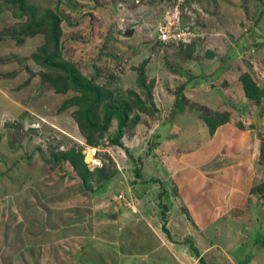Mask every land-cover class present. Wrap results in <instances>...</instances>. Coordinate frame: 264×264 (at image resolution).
Masks as SVG:
<instances>
[{
	"label": "rangeland",
	"instance_id": "1",
	"mask_svg": "<svg viewBox=\"0 0 264 264\" xmlns=\"http://www.w3.org/2000/svg\"><path fill=\"white\" fill-rule=\"evenodd\" d=\"M29 1L41 12L60 3L66 17L67 56L88 77L98 69L103 77L112 75L113 86L123 92L136 88L132 68L150 59L147 74L156 80L159 118L156 124H140L137 135L124 139L134 159L110 144L93 150L73 118L76 108L58 112L74 93L56 94L41 82L40 68L26 61L44 43V36L22 45L0 41V264H15L19 253L34 252L44 264L66 259L78 264L84 256L75 255L77 241H57V237L89 232L99 220L131 216L127 209L133 210L136 203L158 229L166 215L170 230L172 245H167L166 236L155 228L161 239L147 253L150 264L158 260L170 264L161 249L170 253L172 247L187 263L194 262L189 257L197 252L213 264H264V208L259 200L264 196L259 191L264 183L260 152L264 110L248 105L250 100L246 103L240 79L251 73L264 89V0H203L185 5V23L209 34L188 61L173 46L167 47L164 60L163 46L157 42L156 27L165 14L172 19L169 0ZM17 22L5 11L0 15V32ZM209 51L215 58L207 59ZM20 69L15 77H3ZM184 84L180 95L187 98V107L196 102L229 112L230 122L213 137L203 112L184 110V104L175 106L176 93ZM115 129L116 123L108 134L114 135ZM71 148L82 151L90 170L115 162L121 174L104 190L88 191L90 200L63 201V189L55 184L75 182L60 180L64 172L54 165L52 152ZM69 191L73 193L71 187ZM252 196L259 208L248 210ZM80 219V224H73ZM71 242L72 248L67 249L75 250L74 255L66 253L65 244ZM62 245L66 247L61 249ZM184 250L189 255H182ZM34 254L32 262L38 264ZM96 257V264L103 263L102 255Z\"/></svg>",
	"mask_w": 264,
	"mask_h": 264
},
{
	"label": "trees",
	"instance_id": "2",
	"mask_svg": "<svg viewBox=\"0 0 264 264\" xmlns=\"http://www.w3.org/2000/svg\"><path fill=\"white\" fill-rule=\"evenodd\" d=\"M52 1V0H51ZM97 2V0H91ZM196 1L201 3L203 0H185L181 7L180 17V31H188L195 34V37L190 39H182L179 43L175 42H162L158 40L157 27L156 38L159 45H162L164 58L167 52V47H174L175 49L183 52L184 61L192 59L201 45L204 43L207 32L202 31L201 28L197 29L189 22L185 23V5L192 7ZM177 3V0H169L167 3L168 12ZM60 3L56 2V6L47 8L41 12L39 7L29 0H0V15L5 11H10L13 18L18 22L8 28L3 29L0 32V41L14 40L17 45H22L27 40L34 38L38 35L44 36V43L39 46L26 61H32L34 66L40 68V77L43 84H48L56 94H68L74 93L75 96L66 100L60 107L58 112L61 114L70 108L75 107L73 112V118L77 122L80 131L83 133L86 144L93 150L99 149L101 146L110 144L112 146H119L124 149L127 156L131 159L134 157L131 155L133 149L128 148L124 143L126 137H134L139 125L144 124H156L158 116V108L156 107L154 94H155V79H149L147 74V66L150 59L144 60L139 66L133 67L132 70L136 73V88H128L121 92L113 86V76H102V72L96 69L95 74L92 77L86 76L82 69L71 60L66 53L67 40L65 39L64 23L66 17L61 11ZM168 14V13H167ZM167 14L162 18L161 22H165ZM89 22H92L93 16L88 14ZM24 20L23 22H20ZM202 31V32H201ZM177 45V46H176ZM165 46V47H164ZM209 58H215L212 54L213 51H209ZM212 52V53H211ZM186 55V56H185ZM180 58V54H178ZM167 58V57H166ZM166 58L164 60H166ZM18 61L19 58L14 56V59ZM11 60V59H9ZM12 60V61H13ZM212 60V59H211ZM3 61V60H2ZM20 61V60H19ZM167 61V60H166ZM20 70L6 73L3 77L9 79L15 77ZM213 78L209 76V79ZM209 79H207V84ZM242 89L244 91L245 99L250 100L255 109L259 107L261 111L264 110V89L260 86L256 78L251 73L243 74L241 76ZM186 85H182L179 92L176 93L175 106H182V109L197 108L203 112L202 118L207 124L210 135L213 137L218 129L224 127L230 122L229 112H223L222 109L210 108L208 106L194 103L193 105L186 104L187 98H181L180 91L183 90ZM231 101V100H230ZM229 101V102H230ZM186 104V105H185ZM253 108V109H254ZM216 109V110H215ZM155 120V121H154ZM116 123V129L114 135L110 136L108 132ZM143 125V126H144ZM129 132V135H127ZM135 134V135H134ZM109 139V142H106ZM261 159H264V137L261 136ZM54 165L58 166L61 172H64L60 180L71 178L75 183L59 185L55 184V187L65 188L62 192L64 199L69 197L70 194H77L76 197L86 196V199H92L89 192L102 191L106 185L118 174H121L118 166L115 162H110L108 167L102 166L100 168L90 170L89 165L85 162V156L82 151L78 152L75 148L69 150H62L59 152H52ZM110 158V157H109ZM137 178L140 177L138 169L135 172ZM66 177V178H65ZM65 182V181H64ZM78 182V183H77ZM97 182L98 186L95 188L94 183ZM63 183V182H61ZM59 185V186H57ZM65 185L67 187H65ZM70 187L73 193H70ZM81 187V188H80ZM54 188V187H53ZM76 191V192H74ZM260 193H264V183L259 187ZM83 192L88 193L83 194ZM164 193V192H163ZM253 196L255 194H252ZM73 196V197H74ZM250 199H253L254 197ZM264 199V196L260 197ZM254 200V199H253ZM259 201V200H258ZM250 209L255 210L259 208L256 200L250 202ZM162 231L170 239V230L168 228V222L166 215L163 217ZM256 242H260L259 239ZM36 253L37 256V252ZM33 253V254H34ZM12 255V253H10ZM16 254V251L13 252ZM18 262L15 264H33V254L19 253ZM26 254V255H25ZM35 255V254H34ZM26 257L25 260L22 257ZM196 256L199 257L196 252ZM38 264H42L41 257H38ZM35 258L34 261L37 259ZM200 264H213L206 262L202 257L199 260Z\"/></svg>",
	"mask_w": 264,
	"mask_h": 264
},
{
	"label": "crops",
	"instance_id": "3",
	"mask_svg": "<svg viewBox=\"0 0 264 264\" xmlns=\"http://www.w3.org/2000/svg\"><path fill=\"white\" fill-rule=\"evenodd\" d=\"M252 162V161H251ZM65 187H67L65 185ZM62 190V188L60 189ZM66 190L63 188L61 192ZM76 192V191H74ZM74 194H70L67 200L72 198ZM77 194L73 197L76 198ZM262 197V196H260ZM63 199V201L66 200ZM86 199V196H82V199ZM141 200V198L139 197ZM260 204L264 208V199L260 198ZM62 206V205H61ZM139 203L134 206L133 210L127 209L126 213L131 214V216L127 215L123 218L121 217H116V218H110V219H103L96 221V224L94 225V228L90 230L89 232H78L76 234H70V232L67 235H62L60 237H57V241H64L69 238V241H77L76 246V254L74 253L75 250L69 251L67 248L70 247L72 248V242L68 246V243L65 244L66 246L62 245L61 249L66 247V253L69 255H78L77 252H80V255L84 256L83 258H80L78 264H88L86 260H93L92 264L98 263L96 254L102 255V261L103 263L100 262V264H134L135 260H139L140 262L142 261V264H150L149 262L152 260L148 261L147 253L152 252L154 244H156V240L160 238L158 232L156 231L155 228L158 229V227L155 226V224L152 223L148 215H146L145 211L138 210ZM63 207V206H62ZM72 207V206H71ZM136 208V210H135ZM133 211V212H131ZM91 219H89V224L93 225ZM88 220V219H86ZM85 220V221H86ZM83 221L80 219V221H75L73 223L74 225L80 224V222ZM88 222V221H87ZM72 224L70 220V225ZM96 226V227H95ZM160 228L158 230L162 231V223L160 224ZM60 229V228H59ZM164 234V233H163ZM165 235V234H164ZM166 236V235H165ZM82 239V240H81ZM166 241L165 243L171 244L169 237L166 236L164 238ZM165 244V245H166ZM172 245V244H171ZM136 246H139L140 249H136ZM69 248V249H70ZM148 251H146L145 249ZM95 253H91L92 251L97 250ZM209 251L208 249H205L203 252L205 254ZM61 253L62 252L61 250ZM91 253V257L88 259L85 258V255H88ZM161 253L165 254L166 256H169L170 264H200L199 260L200 258L203 257V253L200 254L199 257H194L193 255L189 257L190 261H194L193 263H187L183 261L179 256L177 249L174 250L172 247L171 252L167 253L164 248L161 249ZM163 254V255H164ZM196 254V253H195ZM182 255H189V253L184 250L182 252ZM141 257H144L141 259ZM164 258V257H163ZM165 259V258H164ZM65 260V259H64ZM85 260V261H83ZM100 261V260H99ZM128 261V263H127ZM173 262V263H172ZM44 264V263H42ZM57 264H73L71 261L65 260V262H58ZM153 264H169V263H159V260L153 261Z\"/></svg>",
	"mask_w": 264,
	"mask_h": 264
},
{
	"label": "built area",
	"instance_id": "4",
	"mask_svg": "<svg viewBox=\"0 0 264 264\" xmlns=\"http://www.w3.org/2000/svg\"><path fill=\"white\" fill-rule=\"evenodd\" d=\"M185 0H177V3L171 8L169 12L172 14V19H168L163 23H159L157 26L158 40L162 42H177L182 39H190L195 37V34L188 31H180V17H181V7L183 6ZM122 199V197H121Z\"/></svg>",
	"mask_w": 264,
	"mask_h": 264
},
{
	"label": "water",
	"instance_id": "5",
	"mask_svg": "<svg viewBox=\"0 0 264 264\" xmlns=\"http://www.w3.org/2000/svg\"><path fill=\"white\" fill-rule=\"evenodd\" d=\"M129 33L127 32L126 35H128Z\"/></svg>",
	"mask_w": 264,
	"mask_h": 264
}]
</instances>
